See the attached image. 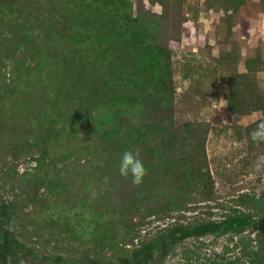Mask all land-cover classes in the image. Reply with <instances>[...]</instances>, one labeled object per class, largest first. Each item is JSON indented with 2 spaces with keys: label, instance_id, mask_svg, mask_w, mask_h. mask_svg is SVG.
Wrapping results in <instances>:
<instances>
[{
  "label": "trees",
  "instance_id": "trees-1",
  "mask_svg": "<svg viewBox=\"0 0 264 264\" xmlns=\"http://www.w3.org/2000/svg\"><path fill=\"white\" fill-rule=\"evenodd\" d=\"M25 1L20 9L13 0H0V140L28 135L44 146L36 171L23 176L26 203L39 202L42 186L59 194L63 185L58 173L50 179L44 170L46 144L59 123H92L97 160L82 180L106 189L96 198L79 196L92 211L93 252L78 258L35 253L13 232L11 206L1 201L0 264H170L167 257L187 239L241 234L255 223L259 202L241 195L237 206L252 203L253 214L235 209L219 222L175 223L101 261L98 250L115 252V237L123 240L118 227H129L134 217L170 212L200 189L212 190L208 129L175 124L171 51L161 44L160 24L151 13L134 9L129 0ZM239 2L229 0L224 8L234 15ZM245 107L243 99L231 111L239 115ZM127 150L137 152L146 169L139 185L119 174ZM259 223L264 225L262 216ZM258 243L256 264H264V240Z\"/></svg>",
  "mask_w": 264,
  "mask_h": 264
},
{
  "label": "rangeland",
  "instance_id": "rangeland-1",
  "mask_svg": "<svg viewBox=\"0 0 264 264\" xmlns=\"http://www.w3.org/2000/svg\"><path fill=\"white\" fill-rule=\"evenodd\" d=\"M129 1L159 22L161 44L171 51L175 124L208 129L205 152L213 186L211 191L200 189L185 198L170 212L134 217L129 227H118L124 242L115 237L119 242L115 252L98 250L99 259L130 251L175 223L219 222L235 209L251 215L252 203L236 204L243 195L259 202L249 229L187 239L166 261L256 264L258 240H264V225L259 223L260 216L264 218V162L260 160L264 142H253L250 133L264 120V0H240L234 15L224 8L229 0H156L152 5L146 0ZM13 2L20 9L26 5L25 0ZM243 99L248 107L237 115L231 107ZM90 123L57 125V135L46 144L44 170L50 179L58 173L63 185L59 194L42 186L40 200L33 205L26 203L23 176L36 171L35 160L44 146L38 147V140L28 135L0 140V202L11 206L17 238L46 258H78L93 252L92 211L79 196L96 198L106 187L96 190L82 180L92 172L98 154Z\"/></svg>",
  "mask_w": 264,
  "mask_h": 264
},
{
  "label": "clouds",
  "instance_id": "clouds-1",
  "mask_svg": "<svg viewBox=\"0 0 264 264\" xmlns=\"http://www.w3.org/2000/svg\"><path fill=\"white\" fill-rule=\"evenodd\" d=\"M253 142H264V120L256 125V128L250 133ZM264 162V156L260 157ZM119 174L122 177L131 176L134 185H139L146 174V169L139 154L133 150L124 151L119 161Z\"/></svg>",
  "mask_w": 264,
  "mask_h": 264
}]
</instances>
